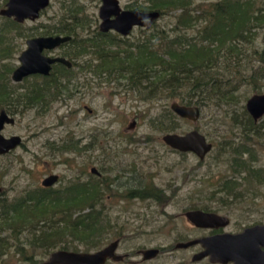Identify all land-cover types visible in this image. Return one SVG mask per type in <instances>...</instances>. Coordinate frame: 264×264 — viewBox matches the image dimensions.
Here are the masks:
<instances>
[{
  "label": "rangeland",
  "instance_id": "obj_1",
  "mask_svg": "<svg viewBox=\"0 0 264 264\" xmlns=\"http://www.w3.org/2000/svg\"><path fill=\"white\" fill-rule=\"evenodd\" d=\"M118 1L123 10L149 11L145 10L146 0ZM192 1L202 5L217 0ZM254 1L257 8H264V0ZM100 6V0H51L38 20L22 25L21 35L13 30H8L10 34L3 35L2 43L0 42L3 44L0 46V85L17 92L20 99V105L11 109V112L16 113V122L13 126L5 127L3 135L19 136L22 145L0 158V186L4 191L0 201L10 204L24 197L28 191L40 188L41 180L51 174L61 177L53 190H60L76 176H79L77 178L81 182L94 180L96 176L91 173V168H95L112 188V193L107 192L105 195L112 197L108 196L101 207L110 216L111 232L122 234L117 254L128 255L122 264H193L190 259L198 251V247L173 249L178 242L202 235L184 217L192 207L208 206L211 210L220 212V215L227 216L233 224L243 220V216L248 221L247 225L264 217V141L259 140L258 144H254L255 138L251 134L249 138H245L243 133L246 129L239 125L247 120L243 107L245 110L247 100L255 94L253 86L235 77L232 82L234 85L239 84V89L234 92L237 101L227 99L216 104L214 99L205 100L204 106H198L200 118L197 122H178L172 133L182 135L197 130L213 144V151L203 161H199L191 153H179L167 147L161 138L168 133L156 132L148 124L151 117L166 108L170 109V104L176 101L157 98L156 101L147 102L145 94L140 96L139 93L129 91L127 76L121 71L112 72L111 81L103 71L95 69L103 72L102 81L97 76L76 71L77 76L65 79L67 91L63 92V96L52 100L46 108L40 104L25 106L26 93L34 84H39L38 79L27 78L15 84L10 79L11 73L3 74L2 71L18 65L17 58L25 48L26 40L44 36V29L56 26L69 10L82 12L81 18L91 22V31L97 29L100 23ZM130 6L138 7L133 9ZM9 22L10 20L0 16V30L7 25L13 28ZM171 22V17H162L153 25L157 24L171 34ZM138 29H134L128 37H136ZM111 34L127 42V38ZM254 42L255 49L261 52L264 49V30L259 31ZM245 50L249 52V47L246 46ZM247 60L248 62L241 63L240 69L243 71L239 77L249 80V77L255 78L253 68L261 64L254 61L253 57ZM259 70L264 73L260 68ZM260 72L256 79L260 77ZM223 73L225 71L221 70L220 74ZM256 85H264V81L256 82ZM260 92L259 94H264V88ZM132 123L134 127L130 129ZM69 142L76 144V148L67 151L51 149L69 145ZM236 147H239L238 154L232 152ZM244 149L254 150V160L257 163L253 171H260L261 179L250 178L243 171L237 173L240 171L239 167L234 171L237 163L233 160L243 158L246 163L253 161H249L250 157L240 155V151ZM226 179L235 181L236 188L223 189ZM150 185L159 191V200L140 201L116 197L118 192L125 195L126 190ZM13 234L0 223V237L6 236L10 241ZM66 239L71 238L68 236ZM110 242L112 239L108 238L103 247ZM79 245L72 240L68 247L76 249V252L98 251L86 252ZM149 248H161L165 251L152 261L142 262L135 252ZM14 253L15 244L12 242L10 254L3 257L0 264H24ZM50 253L37 250V261L44 264ZM197 264L209 263L205 260Z\"/></svg>",
  "mask_w": 264,
  "mask_h": 264
},
{
  "label": "trees",
  "instance_id": "obj_2",
  "mask_svg": "<svg viewBox=\"0 0 264 264\" xmlns=\"http://www.w3.org/2000/svg\"><path fill=\"white\" fill-rule=\"evenodd\" d=\"M146 1L145 10L149 11L142 12L157 11L160 18H172L171 34L155 24L148 31L139 28L137 36L127 37L126 42L112 34H100L97 29L90 32L91 22L81 18L83 13L79 10H69L65 18L50 27L46 34L71 36L70 43H75L78 51L74 57L83 58L85 68L101 77L106 72L109 81L113 79L112 72L121 71L127 76L129 91L140 96L145 94L147 102L160 98L176 101L179 105L200 107L205 105V100L214 99L216 104L227 99L235 102L234 92L239 89V84L232 82L235 77L252 85L255 94L261 93L264 85L257 86L256 82L264 81V73L259 70L264 71V49L257 51L254 41L259 31L264 30V8H257L254 0H217L202 5L192 0ZM246 46L249 52L245 50ZM250 57L261 64L253 68L255 78H240L243 71L241 63L248 62ZM221 70L225 73L220 74ZM259 72L260 77L256 79ZM227 75L230 77H224ZM69 78L71 76L65 75V79ZM29 91L25 106L40 100L45 102L48 97L51 101L56 100L63 96L67 87L60 79H52L44 85L34 84ZM243 114L253 126L244 107ZM181 120L166 108L151 117L148 124L156 132L172 133ZM76 146L69 142V145L51 149L67 151ZM238 150L236 147L232 152L238 154ZM240 152L251 153L252 150ZM234 161L237 163L236 171L239 164ZM243 170L250 178H262L260 171H253V168L246 166ZM75 179L68 181L60 190L38 188L10 204L0 201L1 226L14 233L10 241L6 236L0 237V261L10 254L12 242L15 244L14 255L20 258L21 263L40 264L36 259L39 249L45 253L57 248L76 252V249L68 247L73 240L88 252L101 249L108 238L112 241L122 239V234L111 232L110 216L101 207L108 196L112 197L105 196L107 192L112 193L110 183L100 176L85 182ZM235 188V181H224L223 189ZM158 196L159 191L150 185L126 190L125 195L118 192L116 197L147 201L159 200ZM191 210L212 211L208 206L192 207ZM68 236L71 239H66Z\"/></svg>",
  "mask_w": 264,
  "mask_h": 264
},
{
  "label": "water",
  "instance_id": "obj_3",
  "mask_svg": "<svg viewBox=\"0 0 264 264\" xmlns=\"http://www.w3.org/2000/svg\"><path fill=\"white\" fill-rule=\"evenodd\" d=\"M51 0H8L0 16L13 18L17 23L26 20L35 21L40 17V12L45 10ZM100 20L99 31H109L119 34L121 37H128L136 28L150 30L153 24L160 18L157 11L142 12L123 10L118 0H101L98 10ZM70 37H38L27 41V50L19 57L20 66L13 73V81L19 82L23 78L41 74L48 75L53 63H61L70 67V62L63 58L50 59L42 54L44 49H54L61 44L68 42ZM247 113L257 122L264 115V94H254L245 105ZM170 110L180 119L190 122H197L200 118V108L195 105H179L177 102L170 104ZM13 124L14 120L7 117L4 111L0 113V155L6 154L15 149L21 138H4L1 135L4 124ZM134 127L132 123L130 129ZM162 142L172 150L180 153H192L199 160H203L211 151L212 145L207 142L205 136L197 130L185 134L168 133L162 136ZM92 174H97L95 168L91 169ZM58 180L56 175L45 178L41 185L51 187ZM186 220L193 226L206 229L224 228L229 220L226 216L208 213L201 210H190L184 214ZM199 245L201 251L192 256L191 262L197 263L207 259L210 264H263L264 252V225L246 228L238 234H218L203 237L188 242H179L174 245V250H187ZM119 240L110 242L102 249L93 252H72L57 250L52 252L44 264H107L108 262H123L127 255L117 254ZM161 254L157 248L143 249L136 252L142 262H149Z\"/></svg>",
  "mask_w": 264,
  "mask_h": 264
},
{
  "label": "flooded vegetation",
  "instance_id": "obj_4",
  "mask_svg": "<svg viewBox=\"0 0 264 264\" xmlns=\"http://www.w3.org/2000/svg\"><path fill=\"white\" fill-rule=\"evenodd\" d=\"M7 1L8 0H2V8L0 9V11L1 10H4L5 9V7H6V4H7ZM101 1V0H100ZM48 8V7H47ZM46 8V9H47ZM45 9V10H46ZM45 10H43V11H41L40 12V16L45 12ZM2 17V16H1ZM2 18H5V19H8V20H10V22H9V24H11L12 26H14L13 28H9V25H7V27L5 28V29H3V30H0V32H3L2 34H0V42L2 43V39H3V35H5V34H10V32L8 31V30H13V31H15V33H17L18 35H21V32H20V28L22 27V25L25 23V22H32V21H29V20H26V21H24L23 23H17V22H15L14 21V19L13 18H7V17H2ZM40 18V17H39ZM38 18V19H39ZM37 19V20H38ZM98 20H99V18H98ZM36 21V20H35ZM35 21H33V22H35ZM100 21V20H99ZM14 25H13V24ZM100 24V23H99ZM90 25H91V23H90ZM49 29H51L50 27H48V28H45L44 29V31H43V33H44V36H40V37H55V36H61V37H70L71 39L68 41V42H66V43H64V44H61L60 46H58V47H56V48H54V49H44L43 51H42V54L44 55V56H46V57H48V58H50V59H54V58H63V59H65V60H67V61H69L70 62V67H67V66H65V65H63V64H61V63H53L52 65H51V69H50V71H49V74L48 75H41V74H33V75H29V76H27V77H25V78H23L21 81H19V82H15V81H13V73H14V71L21 65L20 64V62H19V57L21 56V54L24 52V51H26L27 50V45H26V43H27V41L28 40H30V39H28V40H26L25 41V48L20 52V54H19V56H18V58H17V60H18V65L16 66V67H14L12 70L9 68V69H7V70H4V71H2L3 72V74H10L11 73V77H10V79H11V81L13 82V83H15V84H18V83H21L22 81H24V80H26L27 78H33V79H38V85H44V82H49V81H51L52 79H57V81H59V79L61 80V83L64 85V86H66V82H65V75H68V76H71V77H73V76H77V73H75L76 71H79L80 72V74H83V73H88V74H90L91 76H93V77H96V78H98L99 80H104V78H102L97 72H91V71H89L88 69H87V67L85 68V65H84V63H83V61H82V59L83 58H81V59H79L78 57H74V55L78 52L77 51V49L74 47L75 46V43H70L71 41H72V37L71 36H65V35H47L46 34V31L48 32V30ZM89 30H90V32H92L91 31V29H90V27H89ZM95 30V29H94ZM97 30H98V32L101 34V32L99 31V25H98V28H97ZM111 33H114V34H116V35H118V36H120L119 34H117V33H115V32H112V31H109L108 33H102V34H111ZM121 37V36H120ZM34 38H38V37H34ZM34 38H31V39H34ZM123 38V37H122ZM125 38H127V37H125ZM13 39V38H12ZM3 44H0V46H2ZM3 74H2V76H3ZM79 74V75H80ZM3 78H5V76H3ZM51 79V80H50ZM100 81V82H101ZM107 81V80H106ZM69 83V82H68ZM32 89V88H31ZM31 89H30V91H31ZM29 91V92H30ZM44 92H47V90L44 88ZM19 94L17 93V92H15L14 90H12V91H10L9 89H7V88H5L3 85H0V113L2 112V111H4L5 112V114L7 115V117L8 118H10V119H13L14 120V123L13 124H7V123H5L4 124V126H3V129H2V131H1V135L4 137V138H7V139H9V138H11V137H16V135H10V136H8V137H5L4 135H3V131H4V129H5V127H7V126H13L14 124H15V122H16V120H15V116H16V113H14V112H11L12 110L11 109H16V107H18L19 105H20V99H19V96H18ZM51 102V98L50 97H48L47 98V100L45 101V102H42L41 100L40 101H36L35 103H32L31 105H35V104H40L41 106H44L43 108H46V106H47V104H49ZM25 104V103H24ZM246 105V104H245ZM245 111H246V108H245ZM246 113H247V111H246ZM247 115L251 118V121H252V123H253V126H251L249 123H250V120H248V118L246 117V121H243V123H239V125L240 126H243V127H245V131H244V133H243V136L245 137V138H249V135L251 134V136H253L255 139H253V143L254 144H258L259 143V140H263L264 141V120H262V118L264 117V115L260 118V119H258L257 120V122H255L253 119H252V117L247 113ZM249 133V134H248ZM19 137V136H18ZM206 138V137H205ZM207 140V139H206ZM244 140V139H243ZM207 142H209L208 140H207ZM246 142V141H245ZM211 145H212V149H211V151L208 153V154H210L212 151H213V149H214V146H213V144L211 143V142H209ZM22 145V139H21V143L15 148V149H13V150H11V151H9L8 153H6V154H2V155H0V158L1 157H4V156H6V155H9L10 153H12V152H14L17 148H19L20 146ZM89 145V144H88ZM87 145V146H88ZM252 150V149H251ZM254 151V150H253ZM251 152V153H242L241 152V154L240 155H244V156H246V157H250V159H249V161L250 160H253L252 162H249L248 163V161H247V163L246 162H244V160H243V158H241V159H237L238 160V164H239V169H240V171L239 172H237V173H239L240 174V172L242 173V171L243 172H245V173H247L246 171H244L243 170V168L244 167H246L247 166V168H255V164L257 163L255 160H254V155H255V152ZM180 153V152H179ZM192 154V153H191ZM207 154V155H208ZM194 155V154H193ZM207 155L205 156V158L207 157ZM204 158V159H205ZM203 159V160H204ZM202 160V161H203ZM199 161H201V160H199ZM91 169H93V168H91ZM97 170V169H96ZM245 173H243V174H245ZM51 175H56V174H51ZM51 175H48L47 177H49V176H51ZM95 176H97V177H99V176H101L100 175V173L98 172V170H97V174H94ZM57 177H58V180H57V182L53 185V186H51V187H43L42 185H41V182L45 179V178H47V177H45V178H43L42 180H41V182H40V188L41 189H45V190H53V188H54V186H56L60 181H61V177L59 176V175H56ZM77 177H79V176H76L75 178H77ZM75 178H73V179H70L69 181H71V180H73V181H75L76 179ZM66 184V183H65ZM4 193V191H3V188L0 186V196L2 195ZM202 211V210H201ZM204 212H206V211H204ZM208 213H215V214H217V215H220V212H218V211H214V210H212V211H208ZM221 216H224V215H221ZM227 217V216H226ZM228 218V217H227ZM186 219V218H185ZM228 220H229V222H228V224L224 227V228H219V229H206V228H199V227H195V226H193V225H191L188 221V223L192 226V228L196 231V232H198L199 234H201L202 233V235H200L198 238H194V239H190V240H195V239H199V238H203V237H209V236H213V235H218V234H224V233H227V234H238V233H241V232H243L246 228H249V227H254V226H262V225H264V217H262V219L261 220H259V221H255L252 225H247V220H246V217L245 216H243V220H239V221H236L235 222V224H237V225H235V224H233V222L228 218ZM233 226V227H232ZM190 240H187V241H184V242H188V241H190ZM179 243V242H178ZM177 244V243H176ZM195 247H198V251L196 252V253H194L193 255H195V254H197V253H199L200 251H201V248H200V246L199 245H197V246H195ZM195 247H191V248H195ZM157 249H159L160 251H161V253L163 252V251H165V250H162L161 248H157ZM190 249V248H189ZM261 251L262 252H264V247H261ZM137 252V251H136ZM136 252H135V254H136ZM192 255V256H193ZM128 256V255H127ZM192 258V257H191ZM262 258L264 259V257L262 256ZM207 261L208 262V260L207 259H204V260H202V261ZM190 261H191V259H190ZM202 261H200V262H202ZM264 261V260H263ZM200 262H197V263H200ZM192 263V262H191ZM197 263H193V264H197ZM209 263V262H208ZM210 264V263H209ZM228 264H233V263H228ZM264 264V263H263Z\"/></svg>",
  "mask_w": 264,
  "mask_h": 264
}]
</instances>
